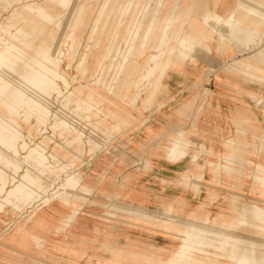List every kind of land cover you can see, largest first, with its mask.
Here are the masks:
<instances>
[{
	"label": "rangeland",
	"instance_id": "obj_1",
	"mask_svg": "<svg viewBox=\"0 0 264 264\" xmlns=\"http://www.w3.org/2000/svg\"><path fill=\"white\" fill-rule=\"evenodd\" d=\"M220 1L218 5H215L213 0L208 4L214 15V20L211 21L213 25H217L215 20L222 18L235 5V0ZM42 2L43 0H32L29 5L35 6ZM96 2L97 0L71 1L69 8H66L69 10L60 15L59 20L48 28V31L55 35L53 47L60 49L57 71L70 82L69 91L76 87L87 90V86L91 87L99 78L107 63L104 61L96 65V60L103 56L102 46H106L109 39L106 38L105 30L103 33L106 37L101 35V24L90 41L86 30L81 34L79 30L73 31V27H70L65 30L68 37L64 38L57 29L64 17H79L85 8L88 14L84 17L91 19L97 17L93 8ZM208 5L204 4L202 15L207 14ZM148 7L152 8L153 2H150ZM11 12L12 9L0 10L2 30H4L2 24L9 18ZM68 12L71 14L67 16ZM183 31L188 34L186 24ZM14 37L15 35L13 33L10 35L9 32L2 35L5 40ZM72 40L79 43V54L69 64L67 56ZM137 44L138 42L131 41L123 48L127 50ZM229 46L230 56L226 50L220 54L216 53L214 48L216 41H208L207 48L194 49L188 58L179 63L180 68H172L168 75L163 77L157 94L149 105H145L144 100L145 88L151 78L146 77L140 82L138 80L142 77L143 72L140 69L147 58L145 55L155 53L146 51L136 59L118 58L115 61L118 74L107 81V87L100 98L94 95L95 101L90 105L93 110H99L111 121H115L112 119L114 113H120L125 117L130 115L129 127L123 128L124 137L105 144L102 136L96 133V143L91 148L86 138V134L91 130L90 122L82 117L70 115L75 118L74 126L58 128L53 141L47 142L45 166H49L50 170L60 169V163L51 158L52 149L55 148L60 154L65 153L66 141L83 133L80 139L86 142L84 154L78 160L74 159L75 174L81 178L82 185L79 190H73V194L67 193L66 203L52 202L34 207V213L25 221L19 218L16 224L11 222L2 225L0 264H85L88 261L93 264H111L106 258L114 259L113 255L121 252L127 255L134 254L133 256L140 255L144 260L151 257L153 262L159 264L160 259L166 260L177 250L182 238L185 237L184 231L187 228L182 222L185 221L187 214H194L206 220L208 218L213 220V217H219L224 213L226 216H239L237 212L232 215V210H226L227 202H232L236 195L234 191L240 186L231 179L229 185L232 188L226 197L228 189L221 174L223 170L229 172V165L226 168L224 166V156L227 152L225 145L232 139V135H235V122L239 125V122L248 121L256 132H264V67L247 75H241L239 69H231L234 70L233 74L224 75V68L245 53L243 46L239 47L236 43H230ZM174 47L176 48L172 52L177 54L180 47L177 45ZM87 49H90L89 53L86 52ZM83 58L84 70L77 73L75 68ZM133 61L135 64L132 66ZM193 62H196V65H193ZM132 67L134 71L128 76V81H138V88L134 89L130 85L126 94L124 89L118 92L119 82L127 73V69ZM129 96L135 100L128 103ZM51 98L52 111L59 110L62 99H56L55 96ZM22 120L23 118L17 119V122L26 134L28 127ZM54 121L52 114L46 122V127L49 128L46 130L39 128L41 131L34 133L35 138L32 142L26 140L29 148L22 150L19 146L18 153L21 158L29 153L38 140L45 135H52L50 127ZM240 126L242 127V124ZM59 134H62V137L58 136ZM179 136L191 143L177 148L175 138ZM90 149L92 150L89 152ZM172 151L180 155L176 164L168 160ZM250 161L246 167L249 174L253 175L256 172L264 174V156L255 158L252 155ZM61 178L65 179L63 176ZM244 178L247 187L242 191V198L247 199L253 192L250 187L253 179L250 175ZM186 179L190 180L194 191L192 187L190 191L184 190ZM52 180L53 175L47 182ZM61 194L62 192H59L57 197ZM253 194L258 196L257 192ZM128 203H133L135 208H131L132 204L129 206ZM258 204L264 212V204ZM238 205L242 206L243 201L240 200L237 207ZM161 209L172 210L170 213L178 218L158 214L157 212H162ZM176 219L180 221L176 222ZM27 226H30L33 234L24 233L23 228ZM77 253L82 254L80 260L75 257ZM115 259L124 262L121 256ZM219 262H223L221 258Z\"/></svg>",
	"mask_w": 264,
	"mask_h": 264
},
{
	"label": "bare ground",
	"instance_id": "obj_2",
	"mask_svg": "<svg viewBox=\"0 0 264 264\" xmlns=\"http://www.w3.org/2000/svg\"><path fill=\"white\" fill-rule=\"evenodd\" d=\"M31 1L0 0V10L12 9L9 18L2 24L4 30L0 28V228L11 222L16 224L19 218L25 221L34 213V207L52 202L66 203L67 193L80 189L82 180L75 174L74 159L78 160L84 154L86 142L80 139L83 133L66 141L65 153L60 154L55 148L52 149L51 158L60 163V169L50 170L49 166H45L47 142L53 141L58 128L74 126L75 118L71 117L72 115L90 122L91 130L86 134V138L91 148L96 143V133L102 136L105 144L124 137L123 128L129 127L130 115L125 117L120 113H114L112 119L115 121H111L99 110H93L90 105L95 101L94 95L100 98L107 87V81L118 74L115 63L118 58L136 59L146 51L155 53L145 55L147 58L140 69L143 73L139 82L146 77L151 78L147 89L145 88V105H149L155 98L163 77L168 75L172 68H180L179 63L194 49L207 48L208 41H216L214 48L217 54L226 50L230 56V43H236L245 49L243 55L224 68V75L233 74L234 70L231 69H239L241 75H247L264 67V0H235L234 8L222 18L215 20L217 25L211 23L214 15L208 5L210 0H171L168 4L166 3L169 0H97L93 7L97 17L93 19L84 17L88 14L85 8L79 17H64L57 29L64 38L68 37L65 30L70 27H73V31L79 30L81 34L86 30L90 41L101 24V35H104L105 30L107 37L104 36L109 39V43L102 46L103 56L96 60V65L104 61L107 63L99 78L91 87L87 86V90L76 87L69 91L70 82L57 71L60 49L53 47L55 35L50 33L48 28L59 20L60 15L69 10L66 8H69L71 1L74 0H43L35 6L29 5ZM213 1L215 5L221 2ZM150 2H153L152 8L148 7ZM204 4L208 5L206 15L201 14L205 9ZM16 6L19 8L16 9ZM70 14L71 12H68L67 16ZM103 15L105 17H101ZM185 24L188 26V34L183 31ZM4 32H9L10 35L13 33L14 39H3ZM131 41L138 42L137 46L133 45L124 50L123 47L129 45ZM71 43L67 56L69 64L79 54V43L75 40ZM175 45L180 47L177 54L172 52L176 48ZM86 52L89 53L90 49ZM84 63L85 58L77 64L75 68L77 73L84 70ZM134 64L135 61L131 63L132 66ZM192 64L196 65V62ZM133 71V67L127 69V73L117 86L118 92L124 89L126 94L131 86L134 89L138 88V81H128V76ZM53 96L62 99L61 107L56 111H52ZM134 100L130 97L127 102ZM52 114L55 118L54 124L50 127L52 135H45L38 140L29 153L21 158L18 153L19 146L22 150L29 148L26 140L32 142L35 138L34 133L41 131L39 128L48 129L46 122ZM20 118H23L22 123L28 127L26 134L17 122ZM235 127V135H232V139L225 145L227 152L224 156V166L226 168L229 165V172L225 169L229 174L224 170L221 174L228 189L226 197L232 188L229 185L231 179L240 186L234 191L236 195L232 202H227V209L225 208L228 211L232 210V215L237 212L239 216H226L224 213L219 217H213V220H209L210 218L206 220L194 214H187L185 221L182 222L187 228L184 231L185 237L182 238L177 250L165 258L166 260L160 259L159 264H264V212L258 204H264V174L256 172L251 175L249 169H246L252 155L255 158L264 156V132H256L248 121L239 122V125L235 122ZM175 139L177 148L191 143L184 137L179 136ZM179 157L180 155L172 151L168 160L176 164ZM52 175V182H47ZM249 175L253 179L250 186L253 192L245 199L242 198V191L247 187L244 176ZM61 176L65 179L63 180ZM190 183L189 179L185 180L184 190L190 191V187L195 190ZM59 192L62 194L57 197ZM255 192L258 196L253 194ZM240 200L243 201V205L237 207ZM131 204V208H135L133 203H128L129 206ZM171 211L165 209L157 213L168 218H178L172 215ZM177 221L180 220L176 219ZM30 226L23 228L25 234L27 232L33 234ZM92 252L95 253L94 250ZM133 255L121 252L114 254V259L108 257L106 260L111 264H157L151 257L144 260L140 255ZM81 256V253H77L75 257L80 260ZM120 256L124 262L116 261L115 258ZM220 258L223 262H219ZM85 264L93 263L88 261Z\"/></svg>",
	"mask_w": 264,
	"mask_h": 264
}]
</instances>
